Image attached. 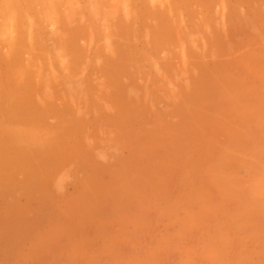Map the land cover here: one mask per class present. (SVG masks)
<instances>
[{"label":"rangeland","instance_id":"374dc122","mask_svg":"<svg viewBox=\"0 0 264 264\" xmlns=\"http://www.w3.org/2000/svg\"><path fill=\"white\" fill-rule=\"evenodd\" d=\"M17 1L0 14V264H264V222H245L264 140L236 141L239 127L256 124L245 106L264 95V0H197L190 14L180 6L178 17L161 19L172 23L164 44L144 49L156 21L133 13L137 0ZM18 27L36 58L11 59ZM134 35L143 53L135 62L126 60ZM247 151L254 160L240 162ZM192 180L219 209L185 235L180 216L201 205ZM118 215L146 217L134 242L121 241L132 224L120 231Z\"/></svg>","mask_w":264,"mask_h":264},{"label":"bare ground","instance_id":"6f19581e","mask_svg":"<svg viewBox=\"0 0 264 264\" xmlns=\"http://www.w3.org/2000/svg\"><path fill=\"white\" fill-rule=\"evenodd\" d=\"M22 1V0H21ZM26 2H27V4L29 3V0H25ZM48 1H52V0H40V3H39V5H43L44 3H47ZM196 1L197 0H156V2H153V1H151V0H137V2H136V5L135 6H133V9H132V11H133V13H135V14H139L140 16H142V17H152L151 19H153L154 21H156V23H154V24H150V23H148L147 25V27H149L150 29H152V31H151V37H149L148 39H145V38H141V44H142V48L144 49L145 47H147V45H151L152 47H157V46H159V45H161V44H164V43H162L163 41V38H164V32L165 31H167L166 29L167 28H170V26H171V22H165V24L163 25V27H162V21H161V19L162 18H166V19H170V18H172L173 16L174 17H178L179 16V14L178 13H176V9H179L180 8V6H183V8H184V10H185V13L186 14H190L191 13V6L192 5H194L195 3H196ZM203 2H209L210 0H202ZM17 0H0V14H4V13H6L7 12V10H10L11 9V7H13V8H16V9H19L18 8V4H17ZM8 8H10V9H8ZM242 7H240V9H241ZM262 8V7H261ZM19 10H17V12H18ZM180 16H181V14H180ZM20 18H24V14L22 13V15H20ZM22 21H25V19H23ZM130 22H132V21H130ZM145 22V24L148 22H146V21H144ZM133 28V27H132ZM22 31H23V29H22V27H18V31H17V37H16V40H15V42H14V51H13V54H12V56H11V59L12 60H20L21 59V57H23L24 55H28L31 59H34V58H36V54H37V51H36V49L38 48L37 46H33V47H30V48H33L32 50H27V52H24V50H23V48H25V47H28V44H26L25 42H24V40H23V33H22ZM136 39H137V36L136 35H134V37L132 36V38H130V41H129V45L128 46H126V48H127V50H126V60H128L129 61V59L131 58V59H133L134 60V62H135V58H136V60L137 59H140L141 57H143V53L142 52H140V51H138L137 52V50L135 49V47H134V44H135V41H136ZM0 43H1V40H0ZM36 47V48H35ZM141 48V47H140ZM134 49V50H133ZM138 49V48H137ZM116 66V65H115ZM112 71V70H111ZM115 70H113V72H114ZM113 72H111L110 74H113ZM199 72V71H198ZM249 79H251V78H249ZM255 83V82H254ZM256 95V96H255ZM195 97H197L196 95H195ZM261 99V100H260ZM262 101H264V95L263 96H259V95H257V94H254L251 98H250V100H249V102H248V106H245V108H247L245 111H244V113L246 114V115H248L249 117H250V119H254V121L256 122V124L255 125H253V124H249L250 122H251V120H249L247 123H246V125H245V127H239V129H238V133H239V139L240 140H236L237 141V144H238V146H242V144H243V138H244V135H245V140L246 139H251L252 138V140H256V141H258V140H264V127L261 125V124H259V123H257V121L258 120H260V117L262 118V113H260V111H261V109H262V105L261 104H263V103H261ZM241 113H242V111H241ZM219 116V115H218ZM167 119V118H166ZM254 122V123H255ZM241 123V122H240ZM230 125H231V123H230ZM146 127V126H145ZM227 127V126H226ZM122 129V128H121ZM196 129V128H195ZM200 133V132H199ZM195 134V133H194ZM201 134V133H200ZM217 134V133H216ZM208 135V134H207ZM188 136V135H187ZM159 138H161V137H159ZM158 138V139H159ZM221 139H223L222 137H220ZM219 138V139H220ZM244 140V141H245ZM176 141V140H175ZM166 142H168V141H166ZM260 143V142H259ZM260 144H262V143H260ZM220 146V145H219ZM171 147V146H170ZM188 147H190V146H188ZM206 147V146H205ZM191 148H193V147H191ZM131 151V150H130ZM142 152V151H141ZM210 152V151H209ZM131 153H132V151H131ZM196 153V152H195ZM177 154V153H176ZM196 154H198V153H196ZM200 154V153H199ZM202 154V153H201ZM210 154V153H209ZM211 154H212V152H211ZM181 155V154H180ZM157 156V155H156ZM179 156V155H178ZM207 156H208V154H207ZM252 156H253V154H252V152H248L247 151V153L243 156V158H241L239 161L240 162H248V161H253L254 159L252 158ZM199 157V156H198ZM239 157H242V156H238L237 158L239 159ZM129 159H130V157H129ZM157 159V158H156ZM216 159H218V158H216ZM132 160V159H131ZM149 160V159H148ZM202 159H200V162L202 163V161H201ZM185 161V160H184ZM183 161V162H184ZM199 161V160H198ZM170 162V161H169ZM192 162V161H191ZM168 162L166 161V163H165V165L167 164ZM171 163H173V162H171ZM196 163V162H195ZM137 164V163H136ZM139 164V163H138ZM169 164V163H168ZM200 164V163H199ZM172 165V164H171ZM191 166H192V164H190ZM160 166H162L161 164H160ZM168 166V165H167ZM166 166V167H167ZM169 166H170V164H169ZM168 166V167H169ZM173 166V165H172ZM196 166H197V163H196ZM204 166V165H203ZM225 167H226V165H224ZM167 167V168H168ZM175 167V166H174ZM182 167H184L183 166V164H182ZM165 168V167H164ZM201 169V167H193L192 168V172H190V174H192V177L195 179V180H197V178H198V176H199V174L197 173L199 170L198 169ZM160 169H162V168H160ZM169 169H171V168H169ZM168 169V170H169ZM8 171V170H7ZM160 171V170H159ZM158 171V172H159ZM170 171V170H169ZM169 171H167V172H169ZM94 172V171H93ZM142 172H143V170H142ZM181 172V171H180ZM209 172V171H208ZM3 173V172H2ZM5 173V172H4ZM117 173H118V171H117ZM154 173V172H153ZM162 173V172H161ZM177 173V172H176ZM171 174V173H170ZM2 175V174H1ZM4 175V174H3ZM5 175H7V173H5ZM9 175V174H8ZM113 175H115V174H113ZM124 175V174H123ZM163 176H164V174H162ZM186 175H188L187 173H186ZM208 175H209V173H208ZM230 175V174H229ZM144 176V175H143ZM143 176H142V178H143ZM13 177H14V175H13ZM165 177V176H164ZM168 176H166L165 178L166 179H168L167 178ZM1 178V177H0ZM11 177H9V179H10ZM124 178V177H123ZM129 178V177H128ZM148 178V177H147ZM180 178V177H179ZM7 179H8V177H7ZM7 179H6V181H7ZM15 179V178H14ZM125 179V178H124ZM143 179H145V178H143ZM187 179V178H186ZM200 179V178H199ZM207 179H209V178H207ZM139 180V179H138ZM141 180V179H140ZM178 180V179H177ZM195 180H192V183H191V185H190V190L192 189V191H196L197 192V195L195 196V197H197L198 198V201H199V199L201 200V205H200V209L197 211V212H186L184 215H182L183 216V218H181V216H180V218H179V220L181 219V222H182V227H181V231H183V233H185V235L192 229V225H190L191 223H193V222H195V224L196 225H199V224H201L202 223V221L204 220V219H207V217H209L210 215L212 216V214L214 213V212H216V211H218V209H219V204H212V203H210V201L208 200V197L205 195V193H203L201 190H200V185H198V182H197V186H196V183H195ZM211 182V184L212 185H215L216 186V184H217V182H216V178H212V179H209ZM1 181V180H0ZM160 181H165V180H160ZM166 182H167V180H166ZM179 182H181V181H179ZM182 182H184V181H182ZM207 182H209V181H207ZM1 183V182H0ZM18 183V182H17ZM105 183V182H104ZM103 183V184H104ZM106 183H107V181H106ZM172 183V182H171ZM185 183V182H184ZM3 184H5V183H3ZM108 184H112V183H108ZM115 184H116V182H115ZM131 184V183H130ZM181 184V183H180ZM183 184V183H182ZM1 185V184H0ZM6 185V184H5ZM13 185V184H12ZM18 185V184H17ZM114 185V184H113ZM136 185V184H135ZM150 185H151V183H150ZM160 185V184H159ZM159 185H157L156 183L154 184V185H151V191L153 192V193H158V191H159ZM163 185V184H162ZM173 185V184H172ZM4 186V185H3ZM129 186H131V185H129ZM137 186V185H136ZM139 186V185H138ZM137 186V187H138ZM148 186V185H147ZM171 186V185H170ZM179 186H182V185H179ZM244 186H245V184H244ZM164 187V186H163ZM167 187V186H166ZM231 187H232V185H231ZM1 188V187H0ZM11 188V187H10ZM171 188H172V186H171ZM204 188H205V186H204ZM203 188V189H204ZM233 188V187H232ZM180 189V188H179ZM178 189V190H179ZM206 189V188H205ZM204 189V190H205ZM122 190L124 191V192H126L127 194L128 193H130V192H132V191H134V189L133 188H131V187H125V186H123L122 187ZM181 190V189H180ZM20 191V190H19ZM110 191V190H109ZM128 191V192H127ZM162 190H160V192H161ZM163 191L165 192V190H164V188H163ZM177 191V190H176ZM186 191V190H185ZM233 191H234V189H233ZM10 192H12V191H10ZM101 192H103L102 190H101ZM105 192H108V191H105ZM163 192V193H164ZM188 192V191H187ZM249 192H251V194H252V196H254V197H256V201H253V204H252V207L251 208H248L247 210H246V213L249 215L248 217L247 216H245V222L248 224V225H250V224H254V226L256 225V224H261L262 222H264L263 220H264V171L262 172V176L257 180V181H255L254 183H251L250 184V187H249ZM13 193V192H12ZM115 193V192H114ZM137 194H140L141 193V191H140V193H138V192H136ZM168 193V192H167ZM237 193V192H236ZM97 194V193H96ZM161 194H162V192H161ZM160 194V195H161ZM165 194H166V192H165ZM184 194V193H183ZM191 194H194V193H191ZM208 194V193H207ZM109 195V194H108ZM107 195V196H108ZM128 195H130V194H128ZM148 195V194H147ZM159 195V196H160ZM185 195V194H184ZM13 196V195H12ZM27 196H29V195H27ZM99 196V195H98ZM106 196V197H107ZM137 196V195H136ZM139 196V195H138ZM137 196V197H138ZM165 196V195H164ZM11 197V196H10ZM100 197H101V195H100ZM99 197V198H100ZM182 197V196H181ZM194 197V198H195ZM96 199L98 198V197H95ZM140 198H141V196H140ZM139 198V199H140ZM142 198H143V196H142ZM149 198H151V197H149ZM178 198V197H177ZM138 199V198H137ZM138 199V200H139ZM148 199V198H147ZM160 199V198H159ZM175 199V198H174ZM13 200V198L12 199H10V201H12ZM21 200V199H20ZM142 200V199H141ZM145 200V199H144ZM150 200V199H149ZM164 200H166L165 198H164ZM14 201H15V199H14ZM22 201V200H21ZM30 201V200H29ZM33 201V200H32ZM35 201V200H34ZM101 201H102V199H101ZM136 200H134V202H135ZM156 201V200H155ZM163 201V200H162ZM161 201V202H162ZM179 201H180V199H179ZM212 201V200H211ZM19 202V201H18ZM25 202V201H24ZM96 203H97V201H95ZM103 202V201H102ZM126 202V201H125ZM145 202H147V201H145ZM144 202V203H145ZM160 202V201H159ZM158 202V203H159ZM173 202V201H172ZM16 203V202H15ZM113 203V202H112ZM111 203V204H112ZM140 203V202H139ZM150 203H153L152 201L150 202ZM176 203V202H175ZM174 203V204H175ZM194 203H195V201H194ZM21 204V203H20ZM50 203H48V205H49ZM79 204V203H78ZM101 204H103V203H101ZM122 204H123V202H122ZM129 204V203H128ZM132 204V203H131ZM140 204H143V202H141ZM160 204V203H159ZM158 204V205H159ZM9 205H10V203H9ZM14 205V204H13ZM17 205H19V203L17 204ZM24 205H25V203H24ZM100 205V204H99ZM113 205V204H112ZM119 205H121V204H119ZM139 205V204H138ZM256 205V206H255ZM27 206V205H26ZM47 206V205H46ZM50 206V205H49ZM52 206H53V203H52ZM123 206V205H122ZM144 206H146V205H144ZM151 206V205H150ZM234 206V205H233ZM154 207V206H153ZM167 207V206H166ZM179 207V206H178ZM16 208V207H15ZM14 208V209H15ZM145 208V207H144ZM147 208H149V205H148V207ZM155 208H156V206H155ZM159 208V207H158ZM172 208V207H171ZM176 208V207H175ZM29 209H30V207H29ZM28 209V210H29ZM51 209V208H50ZM161 209V208H160ZM164 209H165V206H164ZM242 209V208H241ZM27 210V211H28ZM48 210H49V208H48ZM107 210V209H106ZM145 210H146V208H145ZM155 210V209H154ZM166 210H171V209H169V207L166 209ZM26 211V210H25ZM27 211H26V213H27ZM49 211H51V210H49ZM56 211V210H55ZM100 211V210H99ZM139 212L140 211H142V210H138ZM174 211H175V209H174ZM223 211V210H222ZM12 212V211H11ZM47 212V211H46ZM57 212V211H56ZM103 212V211H102ZM123 212V211H122ZM129 212V211H128ZM142 212H144V211H142ZM141 212V213H142ZM167 212H169V211H167ZM228 212V211H227ZM96 213H97V211H96ZM101 213V212H100ZM117 213V212H116ZM134 213V212H133ZM154 213H157V212H154ZM163 213V212H162ZM179 213V212H178ZM183 213V212H182ZM21 214H23V213H21ZM52 214V213H51ZM103 214V213H102ZM146 214V213H145ZM169 214H170V212H169ZM168 213L166 214V215H169ZM141 215V214H140ZM56 216V215H55ZM111 216V215H110ZM241 216V215H240ZM17 217V216H16ZM22 217V216H21ZM49 217H50V215H49ZM49 217L47 218V220L49 219ZM54 217V216H53ZM117 217V218H116ZM116 217H113V218H115L116 219V224L117 225H119V227H120V231L121 230H123V225H125V223H127V222H129V223H131L132 224V231L131 232H126V231H122V242H125L126 240L128 241V243H130V242H134V238H135V236L137 235V233L138 232H140L141 230H144L143 228L145 227V223H146V217H147V214H146V217H145V219H143L141 216H139V215H133V216H128V217H125V216H123V215H118V216H116ZM152 218H153V216H151ZM42 218V217H41ZM45 218V217H44ZM43 218V219H44ZM52 218V217H51ZM160 218L162 219V217H161V215H160ZM167 218H168V216H167ZM7 219V218H6ZM42 219V220H43ZM46 219V218H45ZM55 219V218H54ZM59 219V218H58ZM160 219V220H161ZM177 219H178V217H177ZM214 219H216V217L214 218ZM14 220V219H13ZM21 220H22V218H21ZM24 220V219H23ZM50 220V219H49ZM52 220V219H51ZM50 220V221H51ZM170 220H172V219H170ZM174 220H176V219H174ZM178 220V221H179ZM4 221V220H3ZM40 221H41V219H40ZM111 221H112V219H111ZM114 221V220H113ZM148 221V220H147ZM158 221H159V219H158ZM157 221V222H158ZM37 222H39V220L37 221ZM45 222V221H44ZM47 222V221H46ZM49 222V221H48ZM56 222V221H55ZM58 222V221H57ZM151 222V221H150ZM168 222V220L166 221V223ZM173 222V221H172ZM180 222V223H181ZM204 222H205V220H204ZM21 223H22V221H21ZM148 223V222H147ZM174 223V222H173ZM178 224H179V222H177ZM220 223H222V220H221V222ZM219 223V224H220ZM112 224V223H111ZM115 224V223H114ZM113 224V225H114ZM169 224V223H168ZM203 224V223H202ZM207 224H210V223H207ZM8 225V224H7ZM161 225V224H160ZM172 225V224H171ZM171 225H169V226H171ZM181 225V224H180ZM190 225V226H189ZM195 225V226H196ZM205 225H206V223H205ZM229 225V224H228ZM174 226H176V225H174ZM208 226V225H207ZM224 226H225V224H224ZM244 227H246V225H243ZM12 227H13V225H12ZM107 227V226H106ZM105 227V228H106ZM117 227V226H116ZM125 227V226H124ZM163 227H165V225L163 226ZM216 227H218V226H216ZM220 227V226H219ZM223 227V226H222ZM51 228V227H50ZM178 228H179V226H178ZM201 228H203V227H201ZM107 229V228H106ZM113 229V228H112ZM147 229H148V227H147ZM165 229V228H164ZM163 229V230H164ZM199 229V228H198ZM243 229V228H242ZM34 230V229H33ZM109 230V229H108ZM110 230H111V228H110ZM109 230V231H110ZM192 230H196L195 228L194 229H192ZM191 230V231H192ZM229 230V229H228ZM244 231H245V229H243ZM39 231V230H38ZM112 231V230H111ZM129 231V230H128ZM165 231H166V229H165ZM174 231H176V230H174ZM230 231V230H229ZM229 231H228V234H229ZM236 231V230H235ZM234 231V232H235ZM243 231V232H244ZM258 229L257 228H254V230L252 231V233H250V234H252V237H255L257 234H258ZM6 232V231H5ZM95 232V231H94ZM115 232V231H114ZM142 232V231H141ZM163 232V231H162ZM167 232H170V230H168ZM92 233V232H91ZM103 233V232H102ZM178 233H180V232H178ZM177 233V234H178ZM26 234V233H25ZM24 234V235H25ZM113 234V233H112ZM142 234V233H141ZM166 234V233H165ZM170 234V233H169ZM176 234V233H175ZM214 234V233H213ZM231 234H232V232H231ZM234 234V233H233ZM38 235V234H37ZM51 235V234H50ZM49 235V236H50ZM151 235V234H150ZM157 235V234H156ZM163 235V234H162ZM219 235V234H218ZM18 236H19V234H18ZM17 236V237H18ZM52 236V235H51ZM138 236H140V235H138ZM146 236H149V235H147L146 234ZM159 236V235H158ZM161 236V235H160ZM188 236V235H187ZM199 236V235H198ZM11 237V236H10ZM10 237H9V239H10ZM16 237V238H17ZM154 237V236H153ZM152 237V238H153ZM212 237V236H211ZM227 235H226V239H227ZM230 237H231V235H230ZM13 238H14V236H13ZM138 238V237H137ZM164 238V237H163ZM188 238V240H189V237H187ZM186 238V239H187ZM213 238H214V236H213ZM224 238V237H223ZM232 238V237H231ZM12 239V238H11ZM44 239V238H43ZM47 239H49V238H47ZM46 239V240H47ZM98 239V238H97ZM140 239V238H139ZM162 239V238H161ZM182 239V238H181ZM206 239V238H205ZM209 239V238H208ZM7 240V239H6ZM19 240H21V239H19ZM65 240H68V239H65ZM99 240V239H98ZM97 240V241H98ZM111 240V239H110ZM138 240V239H137ZM156 240H157V238H156ZM159 240V239H158ZM157 240V241H158ZM185 240V239H184ZM196 240H198V238L196 239ZM214 240V239H213ZM22 241V240H21ZM48 241V240H47ZM141 242H142V240H140ZM152 241V240H151ZM162 241H163V239H162ZM175 241V240H174ZM215 241V240H214ZM216 241H219V240H216ZM215 241V242H216ZM228 241V240H227ZM248 241V240H247ZM251 241H252V239H251ZM138 242H139V240H138ZM137 242V243H138ZM149 242V241H148ZM179 242V241H178ZM182 242V241H181ZM214 242V243H215ZM229 242V241H228ZM10 243V242H9ZM20 243V242H19ZM92 243H94V242H92ZM115 243V242H114ZM118 243V242H117ZM116 243V245H118ZM146 243V242H145ZM156 243V242H155ZM154 243V244H155ZM159 243V242H158ZM166 242L164 241L163 243H160V247H164L166 244H165ZM174 243V242H173ZM186 243V242H185ZM203 243V242H202ZM205 243V242H204ZM226 243V242H225ZM224 243V244H225ZM231 243V242H230ZM238 243H240V242H238ZM96 244V243H95ZM95 244H94V246H95ZM101 244V243H100ZM106 244V243H105ZM120 244H121V242H120ZM150 244V243H149ZM163 244H165V245H163ZM177 244H179V243H177ZM187 244V243H186ZM209 244V243H208ZM211 244V243H210ZM231 244H233V243H231ZM24 245V244H23ZM56 245V244H55ZM54 245V246H55ZM88 245V244H87ZM91 245H93V244H91ZM97 245V244H96ZM113 245V244H112ZM124 245H126V244H124ZM138 245V244H137ZM152 245V244H151ZM168 245H170L169 243H168ZM184 245V244H183ZM182 245V246H183ZM198 245V244H197ZM31 246V245H30ZM57 247H58V244L56 245ZM64 246V245H63ZM127 246H128V244H127ZM140 246V245H139ZM159 246V245H158ZM158 246H157V248H158ZM190 246V245H189ZM196 246V245H195ZM215 246V245H214ZM46 247H48V245H46ZM60 247V246H59ZM67 247V246H66ZM87 247H90V245L89 246H87ZM116 247V246H115ZM130 247H132V246H130ZM129 247V248H130ZM145 247V246H144ZM153 247V246H152ZM175 247V246H174ZM181 247V246H180ZM206 247H207V245H206ZM205 247V248H206ZM227 247H229L228 245H227ZM13 248H15V246L13 247ZM12 248V249H13ZM31 248V247H30ZM53 248V247H52ZM103 248V247H102ZM101 247H100V249H102ZM133 248H135V246L133 247ZM140 248V247H139ZM142 248V247H141ZM178 248V247H177ZM17 249V248H16ZM22 249V248H21ZM26 249H27V247H26ZM29 249V248H28ZM49 249V248H48ZM79 249V248H78ZM87 249V248H86ZM117 249H119V248H117L116 247V250ZM146 249V248H145ZM156 249V248H155ZM173 249V248H172ZM19 250V249H18ZM23 250V249H22ZM22 250H21V252H22ZM38 250H40V249H38ZM53 250H55V249H53ZM105 250V249H104ZM116 250H115V252H116ZM135 250H136V248H135ZM141 250V249H140ZM143 250V249H142ZM147 250V249H146ZM151 250V248L149 249V251ZM175 250V249H174ZM183 250H185V249H183ZM194 250H196V249H194ZM194 250H192V251H194ZM228 250V249H227ZM9 251H11V250H9ZM56 251V250H55ZM65 251V249L63 250V252ZM102 251H103V249H102ZM119 250H117V252H118ZM129 251H130V249H129ZM133 251V250H132ZM137 251V250H136ZM136 251H135V253H136ZM168 251H169V249H168ZM173 251V250H172ZM172 251H171V253H172ZM186 251H187V249H186ZM198 251H199V248H198ZM205 251V250H204ZM6 252V251H5ZM16 252V251H15ZM20 252V251H19ZM18 252V253H19ZM24 252V251H23ZM22 252V253H23ZM41 252H43V250L41 251ZM41 252H40V254H41ZM46 252V251H45ZM124 252V251H123ZM131 252V251H130ZM147 252V251H146ZM151 252V251H150ZM153 252H154V248H153ZM161 252V251H160ZM166 252V251H165ZM174 252V251H173ZM210 252V251H209ZM228 252V251H227ZM4 253V252H3ZM7 253V252H6ZM12 253V252H11ZM17 253V254H18ZM21 253V254H22ZM25 253V252H24ZM50 253V252H49ZM157 253V252H156ZM180 253V252H179ZM182 253V252H181ZM185 253V252H184ZM189 253V252H188ZM221 253H223V252H221ZM9 255H10V253H8ZM13 254H14V252H13ZM17 254H15V255H17ZM20 254V255H21ZM45 254V253H44ZM48 254V253H47ZM52 254V253H51ZM55 254V253H54ZM73 254V253H72ZM72 254H70V256H72ZM100 254V253H99ZM118 254H120V252L119 253H117V255ZM123 254V253H122ZM132 254V253H131ZM141 254V253H140ZM162 254V253H161ZM176 254V253H175ZM191 254V253H190ZM202 254V253H201ZM3 255V254H2ZM7 255V254H6ZM26 255V254H25ZM24 255V256H25ZM46 255V254H45ZM44 255V256H45ZM63 255H65V254H63ZM79 255V254H78ZM189 255V254H188ZM192 255V254H191ZM18 256V255H17ZM56 256V255H55ZM66 256V255H65ZM75 256V255H74ZM103 256V255H102ZM111 256H112V254H111ZM141 256V255H140ZM174 256V255H173ZM179 256V255H178ZM210 256V255H209ZM214 256V255H213ZM226 256V255H225ZM46 257V256H45ZM49 257V256H48ZM51 257V256H50ZM69 257V256H68ZM106 257V256H105ZM119 257V256H118ZM125 257H126V255H125ZM142 257V256H141ZM157 257V256H156ZM159 257V256H158ZM187 257V256H186ZM185 257V258H186ZM200 257L202 258V256L200 255ZM221 257H223V255H221ZM2 258V257H1ZM8 258V257H7ZM10 258H11V256H10ZM56 258V257H55ZM57 258H58V256H57ZM97 258V257H96ZM95 258V259H96ZM99 258V257H98ZM101 258V257H100ZM104 258V257H103ZM120 258V257H119ZM128 258H130V257H128ZM132 258H133V256H132ZM180 258V257H179ZM178 258V259H179ZM192 258V257H191ZM13 259V258H12ZM16 259V258H15ZM15 259H13V260H15ZM36 259V258H35ZM59 259V258H58ZM69 259V258H68ZM118 259V258H117ZM187 259H189V258H187ZM193 259V258H192ZM219 260L221 259V258H218ZM217 259V260H218ZM5 260V259H4ZM3 260V261H4ZM9 260V259H8ZM20 260V259H19ZM42 260V259H41ZM114 260H115V258H114ZM123 260V259H122ZM126 260V259H125ZM169 260V259H168ZM194 260V259H193ZM206 260H208L207 258H206ZM35 261V260H34ZM33 261V262H34ZM69 261V260H68ZM67 261V262H68ZM75 261V260H74ZM100 261V260H99ZM98 261V262H99ZM117 261V260H116ZM119 261V260H118ZM170 261V260H169ZM172 261V260H171ZM187 261V260H186ZM213 261H216V259L214 258V260ZM223 261V260H222ZM264 261V260H263ZM12 262V261H11ZM30 262V261H29ZM32 262V263H33ZM36 262V261H35ZM41 262V261H40ZM70 262V261H69ZM101 262H103V260H101ZM129 262H132L131 260L129 261ZM134 262H135V260H134ZM139 262H140V260H139ZM164 262V261H163ZM178 262V261H177ZM189 262V261H188ZM8 263V262H7ZM6 263V264H7ZM10 263V262H9ZM8 263V264H9ZM15 263V262H14ZM73 263V262H72ZM71 263V264H72ZM108 263V262H107ZM110 263H111V261H110ZM109 263V264H110ZM122 263V262H121ZM124 263V262H123ZM142 263V262H141ZM158 263V262H157ZM171 263V262H170ZM175 263V262H174ZM190 263V262H189ZM210 263V262H209ZM217 263V262H216ZM223 263V262H222ZM12 264H13V262H12ZM41 264H42V262H41ZM44 264V263H43ZM49 264V263H48ZM62 264V263H61ZM80 264V263H79ZM98 264V263H97ZM112 264V263H111ZM115 264H116V262H115ZM213 264V263H212Z\"/></svg>","mask_w":264,"mask_h":264}]
</instances>
